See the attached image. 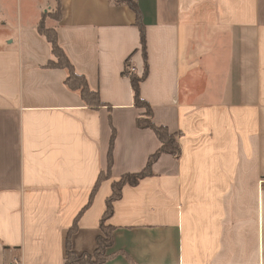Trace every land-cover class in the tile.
<instances>
[{"label":"crops","instance_id":"1","mask_svg":"<svg viewBox=\"0 0 264 264\" xmlns=\"http://www.w3.org/2000/svg\"><path fill=\"white\" fill-rule=\"evenodd\" d=\"M28 1L0 42V264H65L68 245L94 255L113 182L161 142L137 126L146 108L124 73L146 67L135 12L58 0L45 19L99 93L91 107L68 68L47 67L55 56L38 25L56 1ZM137 2L141 95L157 125L180 133L181 154L123 186L104 264H264V0Z\"/></svg>","mask_w":264,"mask_h":264},{"label":"trees","instance_id":"2","mask_svg":"<svg viewBox=\"0 0 264 264\" xmlns=\"http://www.w3.org/2000/svg\"><path fill=\"white\" fill-rule=\"evenodd\" d=\"M55 1L59 8V12L57 14H60L59 1L58 0ZM110 1L116 5H127L136 14V24L140 30V38H141L140 41L142 46L141 48L146 61V67L141 75H139L135 70L130 71L128 67L125 69L124 73L130 76L133 92H134L135 105L138 107L146 108L145 114L138 117L137 126L139 128L153 130L158 136L161 142V146L154 154L150 156L147 166L142 171L137 173L125 174L120 178V180L113 182L112 184L113 192L112 195L108 198L107 209L101 221L102 235L98 237V245L94 252V255H88V254L77 255L76 253H74V251H72L70 245H68L67 258L65 264H104V262L107 260V255H106L107 249L113 244L114 241L113 227L111 225H106V222L113 214L114 201L122 196L123 186L126 184H137L142 178L154 174L152 170L153 164L154 162H156V160L159 158L161 154L168 153L175 157H179L181 154V147L179 143L180 133H172L170 132L168 127L164 125H157L153 120L152 106L141 95V83L147 77L149 73V67L147 64L146 28L143 21V14L138 5V2L137 0H110ZM57 14H50L49 12L44 14L42 20L38 25V29L40 30V32L44 34L48 38V40L52 43L53 53L55 56L54 59L49 61L47 67L68 68L70 70V73L66 79V83L68 84V86H70L72 89L80 90L82 97L84 101L87 103V105L91 107H99L103 105L100 100L99 93L97 91H93L92 89H90V87L88 86L87 79L84 75L76 73L68 57L66 56L64 50L62 49V47L58 42L56 29L47 27L45 25V19L48 15H57ZM114 138H115V132L113 133L111 148L113 147L114 144ZM111 163H112V152L110 150V166ZM104 176L105 175L102 172L100 174L98 183L93 190L89 205L91 204L93 195L95 191H97V189L99 188V185L103 180ZM76 227H77V222L76 224H74L71 230L74 231Z\"/></svg>","mask_w":264,"mask_h":264},{"label":"rangeland","instance_id":"3","mask_svg":"<svg viewBox=\"0 0 264 264\" xmlns=\"http://www.w3.org/2000/svg\"><path fill=\"white\" fill-rule=\"evenodd\" d=\"M27 5H29L28 0H0V10L2 9L0 11V42L4 41L9 34L13 33L12 30L17 25L15 23L19 9L22 6L24 10ZM58 12L59 8L57 4L49 10L50 14H57Z\"/></svg>","mask_w":264,"mask_h":264}]
</instances>
